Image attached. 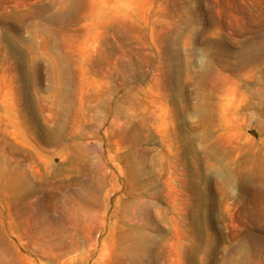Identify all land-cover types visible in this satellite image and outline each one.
<instances>
[{
  "label": "rangeland",
  "instance_id": "374dc122",
  "mask_svg": "<svg viewBox=\"0 0 264 264\" xmlns=\"http://www.w3.org/2000/svg\"><path fill=\"white\" fill-rule=\"evenodd\" d=\"M0 264H264V0H0Z\"/></svg>",
  "mask_w": 264,
  "mask_h": 264
},
{
  "label": "bare ground",
  "instance_id": "6f19581e",
  "mask_svg": "<svg viewBox=\"0 0 264 264\" xmlns=\"http://www.w3.org/2000/svg\"><path fill=\"white\" fill-rule=\"evenodd\" d=\"M213 118H214V117H213ZM213 118H212V119H213ZM220 119H221V118H220ZM209 121H210V119H209ZM212 122H213V121H212ZM209 123H210V122H209ZM199 136H200V135H199ZM196 137H197V136H196ZM197 138H198V137H197ZM195 139H196V138H195ZM195 139H194V140H195ZM202 139H203V138H202ZM200 140H201V139H200ZM195 142H196V141H195ZM193 144H194V143H193ZM194 145H195V144H194ZM194 145H193V146H194ZM196 145H197V143H196ZM192 150H193V149H192Z\"/></svg>",
  "mask_w": 264,
  "mask_h": 264
}]
</instances>
